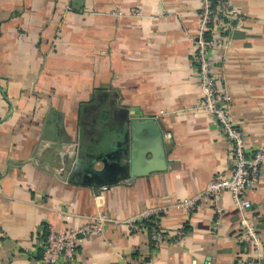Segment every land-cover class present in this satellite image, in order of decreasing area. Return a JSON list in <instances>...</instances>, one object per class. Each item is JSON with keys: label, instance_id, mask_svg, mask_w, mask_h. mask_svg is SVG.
I'll return each instance as SVG.
<instances>
[{"label": "crops", "instance_id": "1", "mask_svg": "<svg viewBox=\"0 0 264 264\" xmlns=\"http://www.w3.org/2000/svg\"><path fill=\"white\" fill-rule=\"evenodd\" d=\"M75 2L0 0V264H42L49 226L77 227L99 211L125 219L154 207L164 209L169 235L159 248L147 232L111 225L79 244L77 261L239 264L243 215L264 242V171L244 193L247 212L228 191L219 223L211 199L193 211L180 204L232 172L227 141L200 106L193 35L202 0ZM230 2L243 21L228 26L225 46L212 51L217 80L246 142L264 148V0ZM133 114L157 120L167 168L107 188L74 180L77 155L129 139ZM179 229L186 233L176 242Z\"/></svg>", "mask_w": 264, "mask_h": 264}, {"label": "built area", "instance_id": "2", "mask_svg": "<svg viewBox=\"0 0 264 264\" xmlns=\"http://www.w3.org/2000/svg\"><path fill=\"white\" fill-rule=\"evenodd\" d=\"M200 18V27L193 35L194 64L199 74L202 90L200 106L210 114L227 141L232 158V172L228 176L213 177L203 191L196 196L181 200L180 204L187 210L193 211L201 202L211 199L217 216L216 223H219L225 213L220 205L222 194L225 191L232 194L236 208L243 213L251 208V200L244 197V193L248 189H254L263 174L264 148H253L246 142L243 128L236 119L229 90L218 84L212 56L214 49L225 46L224 32L228 26L240 27L243 16L239 14L238 9L231 4L230 0H218L215 7L212 0H202ZM211 21L214 22L212 26H210ZM207 33L210 36H207ZM101 197L102 194L96 196L98 206L102 205ZM163 215L164 209L161 207L143 209L125 219L99 211L91 222L77 227L58 230L49 226L46 240L42 244L40 261L42 264L77 263L76 255L79 244L94 234H103L105 229L111 225L114 227L126 225L130 229L147 233L150 231L149 237L154 248H159L161 243L169 237L161 223ZM147 222L153 224L151 229ZM240 226L242 235L239 239L245 258L239 264H263L264 242L255 224L243 215ZM185 233V230L179 229L172 238L178 242ZM250 247L252 253L249 252Z\"/></svg>", "mask_w": 264, "mask_h": 264}, {"label": "water", "instance_id": "3", "mask_svg": "<svg viewBox=\"0 0 264 264\" xmlns=\"http://www.w3.org/2000/svg\"><path fill=\"white\" fill-rule=\"evenodd\" d=\"M75 1L79 7L81 0ZM127 132L129 139L110 138L95 152L79 153L73 166L74 180L82 179L85 184L104 187L124 178L167 168L163 136L155 118L133 114ZM98 162L102 163L101 168H97Z\"/></svg>", "mask_w": 264, "mask_h": 264}, {"label": "trees", "instance_id": "4", "mask_svg": "<svg viewBox=\"0 0 264 264\" xmlns=\"http://www.w3.org/2000/svg\"><path fill=\"white\" fill-rule=\"evenodd\" d=\"M217 1L218 0H212V4H213L214 7L216 6ZM212 25H214V22L213 21L210 22V26H212ZM207 36H210L209 33H207ZM147 224L149 225V228L151 229V227H152L153 224L151 222H147ZM148 234L150 236V231L148 232Z\"/></svg>", "mask_w": 264, "mask_h": 264}]
</instances>
